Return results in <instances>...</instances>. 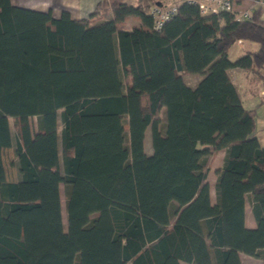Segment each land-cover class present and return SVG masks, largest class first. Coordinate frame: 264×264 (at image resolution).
<instances>
[{
	"label": "trees",
	"instance_id": "16d2710c",
	"mask_svg": "<svg viewBox=\"0 0 264 264\" xmlns=\"http://www.w3.org/2000/svg\"><path fill=\"white\" fill-rule=\"evenodd\" d=\"M156 3L100 0L74 18L0 0V264H264V144L228 72L264 86L261 9L181 3L156 30ZM238 39L258 47L231 59Z\"/></svg>",
	"mask_w": 264,
	"mask_h": 264
},
{
	"label": "rangeland",
	"instance_id": "374dc122",
	"mask_svg": "<svg viewBox=\"0 0 264 264\" xmlns=\"http://www.w3.org/2000/svg\"><path fill=\"white\" fill-rule=\"evenodd\" d=\"M109 13H111L110 10L106 11V13L100 17L96 16L97 18H94L93 22H97V21L101 20L102 18L106 17V15H108ZM243 43H244V48L238 46L237 41L234 42L230 46L229 57L231 59H235L236 57L244 54L246 51H248V50L250 51V50L256 49L258 47V44L255 42L244 40ZM230 74L233 77V81L236 85L238 93L240 94V97L243 101V104L249 108L254 107L256 109V117H255L256 132L258 134L260 142L262 144H264V102L260 103L259 95L257 93L256 94L253 93V90H255V91L257 90L256 92H258L259 89H261L263 86H261L260 82L258 83V81L256 83H254L253 86H252V83L251 84L248 83L247 78L245 80V77H246L245 72L240 68L236 69V71H235V69H234V71L232 69V71H230ZM196 77H198L197 74H191V75L185 76L186 83L188 85H191L192 81ZM249 84L251 85V87L249 86ZM58 113H59V111H58ZM164 115H165V112L163 110L162 117H164ZM59 119L57 120L58 131H60V128H61ZM10 122H11V130L13 131V133H15L14 122L12 120H10ZM29 122L31 124L32 131L34 132L36 129V116H31L29 118ZM145 142H146V144H145L146 148L151 149V137H150V129L149 128H147V130L145 132ZM13 159H14L13 147L4 149L3 161H4V165H5L6 176L9 180H14L17 177L16 167L13 166V164H12ZM218 164H220V162ZM218 164H217V160L215 159V156H214L210 162V167H209V171H208L210 173V182L211 183H213L212 181L214 179L212 178V176L215 175L214 170L218 166ZM60 200H61L62 219L65 222V220H66L65 193H64V187L62 184H60ZM246 264H248V263H246Z\"/></svg>",
	"mask_w": 264,
	"mask_h": 264
},
{
	"label": "crops",
	"instance_id": "0c3cea01",
	"mask_svg": "<svg viewBox=\"0 0 264 264\" xmlns=\"http://www.w3.org/2000/svg\"><path fill=\"white\" fill-rule=\"evenodd\" d=\"M98 1H100V0H11V2L15 5L24 6V7H28V8H32V9H38V10L51 9L54 16H58L62 10H67L70 13V15L74 18H86V17H88L90 12H92L94 10ZM123 1L126 3H135L137 0H123ZM170 1H172V0H162V3H167ZM235 1H236V7L237 8L243 7L249 2V0H235ZM105 13H100L97 16L100 17ZM107 16L110 17L111 13L106 15V17ZM128 22L130 24L136 23V21L133 19H130ZM228 54H230V50L228 51ZM232 69H233V71H234V69L236 71V69H238V68L235 67V68L229 69L228 70L229 74H230V71H232ZM199 78H200V76L196 77L192 81L191 86H194L196 81ZM245 80H246V77H245ZM235 87H236V85H235ZM236 90H237V88H236ZM237 93H238V91H237ZM238 95L240 97L239 93H238ZM257 137H258V134H257ZM258 139H259V137H258ZM259 141H260V139H259ZM145 144H146V142L144 139V145ZM145 149L147 152L151 151L150 148H148V149L146 148V145H145ZM223 156H224V150H220L217 152V154L215 155V159L217 160V164L219 162L221 163ZM219 165L220 164H218V166ZM212 178L214 179L212 181L213 183L210 182V173L208 172L207 179L209 182L210 198H211V201L214 202L215 197H216L215 196L216 176L213 175ZM244 223L247 227H254L256 225V222H255L252 210H251V204H250L248 199H246L245 205H244ZM240 259H241L242 264H246V263H248V264H262L261 259L249 256V255L244 254V253H240ZM181 264H187V263L182 262Z\"/></svg>",
	"mask_w": 264,
	"mask_h": 264
},
{
	"label": "built area",
	"instance_id": "2783aa9c",
	"mask_svg": "<svg viewBox=\"0 0 264 264\" xmlns=\"http://www.w3.org/2000/svg\"><path fill=\"white\" fill-rule=\"evenodd\" d=\"M181 3L196 4L201 14L235 11L238 18H250L252 13L260 8L264 18V0H249L245 6L240 8L236 7L235 0H172L167 3H156L150 7L149 13L153 18L154 29L159 30L176 13L178 5ZM237 43L240 47L244 46L241 39H238ZM258 95L264 102V86L259 89Z\"/></svg>",
	"mask_w": 264,
	"mask_h": 264
}]
</instances>
